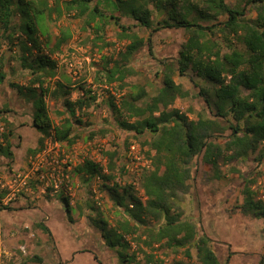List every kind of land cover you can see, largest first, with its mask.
I'll return each mask as SVG.
<instances>
[{
    "label": "trees",
    "instance_id": "obj_1",
    "mask_svg": "<svg viewBox=\"0 0 264 264\" xmlns=\"http://www.w3.org/2000/svg\"><path fill=\"white\" fill-rule=\"evenodd\" d=\"M63 1L67 10L87 17L99 50L115 44L105 39L110 24L119 29V39L128 41L118 57H104L105 64L96 74L107 85V102L117 124L135 134L152 135L144 142L149 146L147 154L152 162V168L141 178L144 199L132 193L131 185L115 182L114 173L103 172L101 165L92 160L75 166L84 184L97 174L102 176L103 187L111 193L115 205L124 208L123 215L108 231L105 219H93L94 222L102 221L103 234H115L126 248L131 246L128 236L131 237L149 264H230V255L223 261L211 236L202 232L195 221L184 217L180 193L186 194L191 188V162L196 156L212 168L216 178L226 176L222 163L246 160L252 153H257V167L264 162V0H245L244 5H232L227 0H0V36L10 49L18 48L19 60L30 75L26 88L41 90L34 124L44 131V138L31 152L41 150L46 137L72 144L77 137V125L92 124L84 121L83 116L88 115L86 109L99 96L95 89L80 84L81 94L71 99L73 87L60 81L51 90L50 80L58 67L56 56L70 34L63 29L52 35L45 21L47 17L61 16ZM252 9L256 10L255 17L248 15ZM123 16L132 17L137 25L152 31L184 28L188 32L177 62L162 61L163 71L156 72V76H162V87L150 97L141 84H132L125 90L126 78L135 72L130 62L134 53L145 46L146 38L124 23ZM216 17L223 19L212 25L201 23ZM238 43L243 47H238ZM176 72L198 76V80L211 85L210 89L194 81L208 108L205 113L190 117L173 106L178 97L191 95L175 79ZM5 77L0 59V81ZM48 94L55 106H63L62 110L55 108L60 115L58 124L51 118L45 97ZM10 135L2 132L5 141L0 145V152L9 157L13 154ZM105 154L114 170L120 157L118 150H107ZM254 182V177L244 179L240 208L243 213L260 218L264 217V198L253 188ZM4 195L0 191V202ZM60 195L73 221L69 196L63 192ZM127 197L131 202H127ZM42 227L52 233L45 223ZM108 243L116 244L113 239ZM167 249H179L189 260L166 263L161 255ZM192 249L196 252L195 261ZM120 255L123 264H141L135 251ZM42 260L40 255H34L28 262L40 264ZM259 264H264V254Z\"/></svg>",
    "mask_w": 264,
    "mask_h": 264
},
{
    "label": "rangeland",
    "instance_id": "obj_2",
    "mask_svg": "<svg viewBox=\"0 0 264 264\" xmlns=\"http://www.w3.org/2000/svg\"><path fill=\"white\" fill-rule=\"evenodd\" d=\"M227 2L244 5L245 0ZM64 3L61 2L60 17H47L45 21L52 35L63 29L70 34L56 56L58 67L56 76L50 80L51 90L55 82L60 81L73 87L71 99L81 94L80 84L95 89L99 96L86 109L88 115L83 116L84 121L92 124L77 125V137L72 144L55 143L46 137L44 147L31 152L44 138V131L34 124L41 90L26 88L30 75L19 60V50L14 46L10 49L7 41L0 36V59L6 74L5 79L0 81V145L5 141L2 132H10L13 152L11 157L0 152V191L5 193L0 202V264H38L28 262L34 255L42 257L40 264L62 261L66 264H123L120 254L125 251L137 252L141 264H149L143 252H138V244L131 237L128 236L131 246L126 248L119 243L115 234H103L105 225L102 221L97 224L94 222L93 219H105L108 231L116 224V219L123 215L124 208L115 205L113 196L103 187L104 178L97 174L84 184L79 173L74 170L86 159L92 160L101 165L103 172L114 173L115 182L121 186L131 185L132 193L145 198L141 178L152 168V162L147 154L149 146L144 142L152 135L149 132L135 134L117 124L107 102L104 90L107 85L96 74L105 64L104 57H118L119 50H124L128 41L119 39V29L110 24L106 27L105 39L115 44L99 50L92 29L86 22L87 17L77 16L74 10H67ZM248 15L255 17L256 10H249ZM15 19L18 20L19 16ZM220 19L223 17L201 23L212 25ZM122 21L146 38L145 46L134 53L130 62L135 72L126 78L128 86L125 90L130 89L132 84H141L150 97L162 87V76H156L157 71H163L162 61L177 62L188 32L184 28L152 31L137 25L128 16H123ZM219 35L222 36V33L219 32ZM237 46L243 47V44L238 43ZM225 50H228L227 47ZM174 77L191 91V95L187 98L178 97L173 106L190 117L205 113L208 108L194 81L210 89L211 85L202 79L198 80L195 75H180L176 72ZM210 94L212 97L211 90ZM45 97L51 118L58 124L60 115L55 112V108L57 106L62 110L63 106H55L49 94ZM132 144L136 145V150L142 156L141 161L149 166L132 162L129 156ZM112 149H117L120 154L114 170L109 167V159L105 154V151ZM255 156L257 153H252L246 160L222 163L226 175L223 178H216L212 168L202 161L201 156H196L191 162V188L186 194L180 193L184 217L195 221L202 232L211 236L212 244L223 261L230 255V264H259L264 254V217L245 214L240 208L245 178L254 177L253 188L264 198V162L261 167H257ZM69 163L72 165V169L66 171L69 180L60 182ZM51 172L59 182L58 186H55L54 179L49 178ZM42 174L45 175L44 179L40 178ZM96 176H100V180ZM94 189L101 195L100 203ZM60 192L69 196L73 221L69 219ZM127 202H131L128 197ZM151 221L157 224L154 219ZM43 223L50 228L51 234L43 229ZM110 239L116 244H109ZM192 253L195 261V249H192ZM161 257L166 263L189 260L179 249H167Z\"/></svg>",
    "mask_w": 264,
    "mask_h": 264
},
{
    "label": "built area",
    "instance_id": "obj_3",
    "mask_svg": "<svg viewBox=\"0 0 264 264\" xmlns=\"http://www.w3.org/2000/svg\"><path fill=\"white\" fill-rule=\"evenodd\" d=\"M52 139V138H51ZM55 142V141H54ZM55 143H58L57 141ZM129 156L131 157L132 159V162H137V163H142L144 166L146 165L145 162H142V156L138 153V151L136 150V145L135 144H132L131 145V149L129 150ZM146 166H149V165H146ZM67 169V170H66ZM72 169V165L71 163H69L68 165H66L65 167V172L66 171H69ZM63 172L62 173V179H60V182H63L64 180H69V173L68 172ZM41 179H44L45 178V175L42 174L40 176ZM50 179H54L55 182H56V185L55 186H58L59 182H57V179L56 177L54 176V173L51 172L50 174ZM97 180H100V176H96ZM94 193L96 194V198H97V201L99 202L100 201V197L101 195H99L100 193H98L97 189H94ZM100 203V202H99ZM0 256H1V251H0Z\"/></svg>",
    "mask_w": 264,
    "mask_h": 264
}]
</instances>
